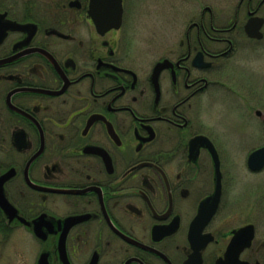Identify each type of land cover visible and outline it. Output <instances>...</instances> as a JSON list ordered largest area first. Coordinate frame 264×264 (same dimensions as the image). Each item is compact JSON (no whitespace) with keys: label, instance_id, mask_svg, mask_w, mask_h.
<instances>
[{"label":"flooded vegetation","instance_id":"flooded-vegetation-1","mask_svg":"<svg viewBox=\"0 0 264 264\" xmlns=\"http://www.w3.org/2000/svg\"><path fill=\"white\" fill-rule=\"evenodd\" d=\"M176 1L107 25L113 0H0V264H264L231 169L264 126V0Z\"/></svg>","mask_w":264,"mask_h":264},{"label":"rangeland","instance_id":"rangeland-1","mask_svg":"<svg viewBox=\"0 0 264 264\" xmlns=\"http://www.w3.org/2000/svg\"><path fill=\"white\" fill-rule=\"evenodd\" d=\"M199 3L196 5V2ZM140 2V3H139ZM176 2V3H175ZM195 6H199L203 3H208L213 8L220 10V8L225 7H232L234 4L230 3V0H196L194 1ZM178 2L176 0H138V3L128 4V12L131 10L137 11L136 5L139 4V25H180V18L183 15L179 14V10L177 9L176 5ZM177 14V16H176ZM179 14V15H178ZM255 55L254 49L250 46H245L241 52L237 53L235 56V60L238 61L239 66V73L245 79L249 78L251 74V69L253 61L252 57ZM264 61V56L261 59ZM261 61V62H262ZM260 93L264 97V88H260ZM226 123H233L235 117L233 114L225 115ZM246 126L244 125L241 127V131L238 132V137L241 136L242 143H241V150L237 153V155L231 156L232 160V170L236 174L237 184L239 185V197L241 201L258 199L257 204L254 205V209L260 220L264 218V169L261 173L257 175L250 174L247 171L246 166V150L249 147L250 142L246 139ZM255 132V142H253V148L264 146V126L260 123L257 125ZM234 130H228L227 134H230L231 137H235ZM253 205V203H252ZM259 220V219H258ZM259 220V221H260ZM263 223L264 222H259Z\"/></svg>","mask_w":264,"mask_h":264},{"label":"water","instance_id":"water-1","mask_svg":"<svg viewBox=\"0 0 264 264\" xmlns=\"http://www.w3.org/2000/svg\"><path fill=\"white\" fill-rule=\"evenodd\" d=\"M121 11V0H113V2H111L106 9V12L111 18H105L103 21H101L105 22L107 25H119L121 21ZM261 22L262 21L260 19H252L246 23L244 31L249 38H260V33L258 32V25H261ZM263 166L264 147L254 150L252 153H250L247 158V167L252 172L259 171Z\"/></svg>","mask_w":264,"mask_h":264}]
</instances>
